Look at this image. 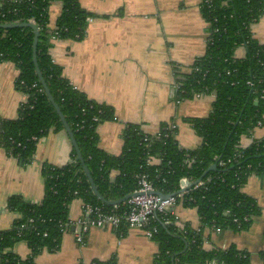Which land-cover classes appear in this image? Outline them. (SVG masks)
Returning a JSON list of instances; mask_svg holds the SVG:
<instances>
[{"label": "trees", "instance_id": "trees-1", "mask_svg": "<svg viewBox=\"0 0 264 264\" xmlns=\"http://www.w3.org/2000/svg\"><path fill=\"white\" fill-rule=\"evenodd\" d=\"M54 1H61L63 9L52 30L48 12ZM200 9L210 34L206 51L188 71L175 68L178 98L215 94L207 117L186 119L202 137V144L195 149L182 148L175 134L167 129L162 130L161 138L144 141L146 133L141 126L128 124L123 152L113 155L100 147L97 128L115 118L114 109L74 86L50 52L52 33L57 38L81 39L91 13L81 6L80 0H0L1 23L35 19L39 28L40 70L83 158V162L79 160L73 145L67 164H43L41 202H30L19 194L8 198L6 208L16 218L9 230L0 231V264H37L36 257L43 250L58 251L70 229V205L75 199L100 206L105 213L115 208L97 198L84 166L108 200L132 194L144 173L165 194L177 192L183 177L204 181L184 201L186 207L196 208L201 222L198 229L188 226L186 233L179 232L175 224H165L160 213L147 226L156 227L152 237L159 246L156 264H251L249 254L234 244L206 248L204 232L206 228L218 227L246 230L260 215L256 201L243 188L252 173L264 175V138L247 147L241 146L240 141L243 136H251L264 118V44L252 32V25L264 14V0H202ZM34 36L29 27L0 28V61L16 65L17 88L27 95L17 118L0 119V147L24 166L33 161L40 139L50 132L66 131L37 75ZM238 47L245 48L244 57L235 55ZM166 126L167 123L162 128ZM150 155L160 156L162 164L149 165ZM229 158L233 160L228 162ZM219 160L226 164L220 165ZM213 166L215 169H211ZM124 205L125 202L118 207L122 209ZM168 216L174 218V214ZM127 230L123 224L117 232L125 235ZM21 241L30 248L26 258L13 250Z\"/></svg>", "mask_w": 264, "mask_h": 264}, {"label": "crops", "instance_id": "crops-1", "mask_svg": "<svg viewBox=\"0 0 264 264\" xmlns=\"http://www.w3.org/2000/svg\"><path fill=\"white\" fill-rule=\"evenodd\" d=\"M202 0H80L91 13L81 39L53 40L51 55L64 75L90 98L106 103L115 111L116 119L101 123L97 132L99 145L106 152L120 155L125 144L128 124H138L148 134H156L164 124L177 126L176 139L185 149H195L202 137L186 121L190 117H207L214 97L196 96L178 101L175 85L176 66L188 71L192 63L206 51L208 24L200 9ZM63 3L54 1L49 7V26L55 28ZM254 37L264 44V14L252 25ZM238 47L235 55L244 57ZM19 70L11 61H0V119L17 118L27 95L17 88ZM176 92V91H175ZM171 104L170 101H176ZM264 138V118L251 136H243L241 146ZM73 144L66 131L50 132L40 139L35 157L24 166L0 147V231L9 230L16 214L6 208L8 198L22 195L39 203L44 197V163L62 166L70 161ZM115 174V173H114ZM113 174V175H114ZM254 198L260 215L248 229L216 231L206 228L205 247L226 248L234 244L247 252L251 264H264V175L252 173L243 188ZM175 212L192 229L201 225L196 208L178 206ZM83 213V201L70 205L71 220ZM13 250L21 257L30 254L25 242ZM159 246L138 229L125 235L106 227H94L84 244L77 242L72 231L66 232L58 251L43 250L37 264H94L115 260L117 264H156Z\"/></svg>", "mask_w": 264, "mask_h": 264}, {"label": "built area", "instance_id": "built-area-1", "mask_svg": "<svg viewBox=\"0 0 264 264\" xmlns=\"http://www.w3.org/2000/svg\"><path fill=\"white\" fill-rule=\"evenodd\" d=\"M29 22H33L36 24L34 18H30ZM56 28V27H55ZM55 28H53L55 30ZM52 29V30H53ZM53 31H50L52 33ZM210 36V34L208 33ZM57 39V35L55 33L51 34V41ZM209 41V37L207 36V42ZM178 89L179 85L176 83L175 85V95L178 101H182V99L178 98ZM205 94H199L197 96H203ZM215 98V94H211ZM116 119V116L115 118ZM97 120V118H96ZM262 125V121L258 122V126ZM256 127V128H257ZM170 130L173 135L176 133L177 126L174 123L167 124L166 127L162 128V130ZM162 130L156 134H148L143 137L144 141H149L150 139H159L162 137ZM166 136L168 134L166 133ZM256 139L253 140V142ZM242 154L238 155V158H241ZM219 159V156H216ZM233 158H229L228 162H231ZM163 162L162 158L157 155H150L147 158V163L149 165H161ZM220 165H225L226 162L219 160ZM196 182V183H194ZM204 181L198 180L194 181L188 177H183L180 180L181 191L177 193H168L173 194L170 197L163 198L157 194L152 192L159 191L155 188L153 183L149 180L147 174H142L139 178V187L133 192L137 195L125 201L124 207L121 209L118 205H114L115 208L109 212H103L100 206H94L90 203L83 202V213L82 215L76 219L71 220L69 227V231L74 227L72 231L77 242L80 244H84L85 238L90 232V230L94 227L99 228H112L116 231L124 224L128 229H138L142 231L147 237L152 238L154 233L156 232V227L147 228L150 224L152 218H154L157 214H162L165 220V224H175L179 232L186 233V226L181 222L180 216L175 212V209L178 206H185L184 201L188 193L192 190L197 189L199 186L203 185ZM161 192V191H160ZM165 194V193H164ZM186 207V206H185ZM229 212V211H228ZM174 214V218H169L168 215ZM216 231H221V228H214ZM68 231V232H69ZM94 264H96L94 262ZM210 264H216L215 262H211Z\"/></svg>", "mask_w": 264, "mask_h": 264}, {"label": "water", "instance_id": "water-1", "mask_svg": "<svg viewBox=\"0 0 264 264\" xmlns=\"http://www.w3.org/2000/svg\"><path fill=\"white\" fill-rule=\"evenodd\" d=\"M17 27H29V28L33 29V31H34V35L35 36H34V43H33V59H34V64H35V67H36L37 75L39 77V80L42 83V86H43V88H44L49 100L54 105L57 113L59 114L62 122L64 123L65 130L68 133L72 144L75 146V148L77 150L79 160L83 162L82 154H81V152H80V150L78 148V145H77L76 139L74 137V134H73V132H72V130H71V128H70L65 116H64V114L62 113V111L59 108L58 104L55 102V100H54V98L52 96V93H51V91H50V89H49V87H48V85H47V83H46V81H45V79H44V77L42 75V72H41L39 64H38L37 47H38V40H39V28L33 22H11V23H1L0 22V28L9 29V28H17ZM173 93H175V90H173ZM256 104H258V102H256ZM84 169H85V172H86V174H87V176L89 178V181L91 183V186L93 188L94 193L96 194L97 198L99 200H101L103 203H106V204H109V205H118V204H121V203L127 201L128 199L132 198L133 196L137 195L135 193H132V194H129V195H127V196H125L123 198H120V199L108 200L98 190V188H97V186H96V184H95V182H94V180H93L88 168L86 166H84ZM211 169H215V166H213ZM194 183H196V182H194ZM180 191H181V187L179 186V189L177 190V192H180ZM177 192H175V193H177ZM152 193L157 194V195H159V196H161L163 198H167V197H170L171 195H173V194H164V193H162L160 191H154ZM73 230H74V227L71 228V231H73Z\"/></svg>", "mask_w": 264, "mask_h": 264}, {"label": "rangeland", "instance_id": "rangeland-1", "mask_svg": "<svg viewBox=\"0 0 264 264\" xmlns=\"http://www.w3.org/2000/svg\"><path fill=\"white\" fill-rule=\"evenodd\" d=\"M205 95H210V94H205ZM176 102H177V100H176V101H170V103H171V104H174V105L177 104ZM175 135H176V133H175ZM21 242H23V241H21ZM21 242H19V243H21ZM17 244H18V243H17Z\"/></svg>", "mask_w": 264, "mask_h": 264}]
</instances>
